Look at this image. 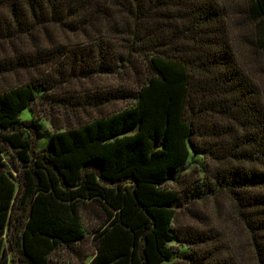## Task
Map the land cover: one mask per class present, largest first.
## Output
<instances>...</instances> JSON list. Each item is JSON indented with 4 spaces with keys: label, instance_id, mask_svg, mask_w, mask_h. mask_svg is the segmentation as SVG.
<instances>
[{
    "label": "trees",
    "instance_id": "1",
    "mask_svg": "<svg viewBox=\"0 0 264 264\" xmlns=\"http://www.w3.org/2000/svg\"><path fill=\"white\" fill-rule=\"evenodd\" d=\"M226 8L222 0H0V43L12 46L0 55V76H15L0 86V264L12 253L18 264H52L58 249L89 237L95 252L85 264H169L176 244L198 246L190 264H264V89L240 64ZM244 12L264 51V0H245ZM53 29L60 36L48 49ZM42 63L61 80L16 76ZM99 75L117 84L79 104L131 103L53 132L39 150L38 124L22 113L49 87ZM198 155L208 160L203 184L168 187ZM221 195L244 228L252 254L243 260L227 256L210 230L189 236L175 226L180 209ZM91 204L102 220L89 231L82 210Z\"/></svg>",
    "mask_w": 264,
    "mask_h": 264
},
{
    "label": "rangeland",
    "instance_id": "2",
    "mask_svg": "<svg viewBox=\"0 0 264 264\" xmlns=\"http://www.w3.org/2000/svg\"><path fill=\"white\" fill-rule=\"evenodd\" d=\"M222 4L227 5L228 9L226 8V10L230 13L232 20L231 35L240 64L264 89V51L255 46V27L244 12L245 0H232L231 2L222 0ZM52 32L53 35L49 42L44 41V46L48 49H50L51 40L60 36L57 30L54 31L53 29ZM32 44L35 43L32 42ZM11 48L12 46L6 42L0 43V55L7 54ZM16 76H20L22 79H27L29 76H39L49 80H61L62 78L58 69L46 63L40 64L39 68L31 71L30 74L28 71H21L18 74L16 73ZM13 77L15 78L13 75L0 76V86H3L6 80H12ZM116 77L99 75L91 78L75 79L69 83H58L60 85L57 88L49 87L46 89L44 91L45 97L39 98L32 105L33 110L28 108L22 113L24 122L30 124L37 122L38 124V127L35 128L38 135L37 148L39 150L49 148L51 146V134L57 130L77 127L88 120L101 117L114 109L129 105L131 101L116 102L104 107L78 103V100L82 101L83 96L86 94L92 95L102 87L117 84ZM9 154L15 156V153L8 149L7 155L4 157L8 161ZM207 164L208 160L206 158L200 155L196 156L187 165V170L180 177L181 181H170L167 186L187 192L193 187L192 185L203 184L202 182L207 179L204 173ZM208 166H211V164ZM101 216V210L95 204L89 205L87 210L83 209L82 221L85 229L91 231L97 227L102 220ZM175 226L181 229L183 233L186 230L189 231V236H196L199 231L210 230L223 244L227 256L238 257V259L242 258L243 260L245 253H251L246 245L247 237L242 223L235 217L230 200L225 195L217 198L204 197L198 199L189 207L185 206L180 209ZM176 246L178 248L177 257L174 262L169 264H190L186 256L193 253L198 246L192 244H176ZM94 252L91 237H89L85 241L78 242L73 248L62 247L58 249L52 255V264H85L91 260ZM9 264H18L14 253L9 257Z\"/></svg>",
    "mask_w": 264,
    "mask_h": 264
}]
</instances>
